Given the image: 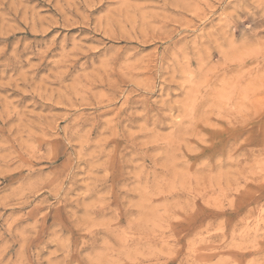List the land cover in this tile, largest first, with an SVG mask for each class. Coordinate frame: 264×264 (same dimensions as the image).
Wrapping results in <instances>:
<instances>
[{
  "label": "rangeland",
  "instance_id": "rangeland-1",
  "mask_svg": "<svg viewBox=\"0 0 264 264\" xmlns=\"http://www.w3.org/2000/svg\"><path fill=\"white\" fill-rule=\"evenodd\" d=\"M0 264H264V0H0Z\"/></svg>",
  "mask_w": 264,
  "mask_h": 264
},
{
  "label": "bare ground",
  "instance_id": "bare-ground-1",
  "mask_svg": "<svg viewBox=\"0 0 264 264\" xmlns=\"http://www.w3.org/2000/svg\"><path fill=\"white\" fill-rule=\"evenodd\" d=\"M3 5V4H2ZM2 34V33H1Z\"/></svg>",
  "mask_w": 264,
  "mask_h": 264
}]
</instances>
